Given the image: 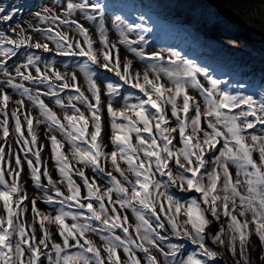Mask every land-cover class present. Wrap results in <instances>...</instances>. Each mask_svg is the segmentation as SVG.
<instances>
[{
    "label": "snow or ice",
    "instance_id": "1",
    "mask_svg": "<svg viewBox=\"0 0 264 264\" xmlns=\"http://www.w3.org/2000/svg\"><path fill=\"white\" fill-rule=\"evenodd\" d=\"M17 11L0 5V23ZM132 11L101 0H54L34 14L39 24L28 25L31 33L19 23L0 29V264H216L223 254L207 246L208 237L234 264H251L253 236L264 262V92L256 99L222 90L207 68L175 49L146 52L151 18L140 13L131 22ZM119 45L146 62L142 72L121 59ZM22 49L84 58L76 67L91 95L75 72L62 73L34 51L10 67ZM93 66L122 84L109 81L102 90ZM66 89L75 95L62 98ZM42 125L48 144L40 143ZM49 146L56 180L42 159ZM25 165L39 196L30 198L21 181ZM172 188L199 195L181 201ZM38 200L52 210L41 212ZM172 238L193 250L177 259L186 243Z\"/></svg>",
    "mask_w": 264,
    "mask_h": 264
},
{
    "label": "bare ground",
    "instance_id": "2",
    "mask_svg": "<svg viewBox=\"0 0 264 264\" xmlns=\"http://www.w3.org/2000/svg\"><path fill=\"white\" fill-rule=\"evenodd\" d=\"M206 1L207 0H185L184 3L186 5H184L183 2L181 1L179 5L176 6L165 0H101V2H112V3L119 4L125 7L126 10H132L134 8L135 11H132V15L128 16V19L131 22H138L135 19V17L138 16L140 13H143L147 17L151 18L150 20H148V23L146 26L150 27L151 25L150 21L156 20L158 22L157 28H159V33L157 35L153 34L154 32L149 34L150 36L146 37L149 43L147 45H142V47H144V50L146 52L159 51L161 49H175L176 51H179L181 53L182 57L194 62L197 67H201V68H207L205 63L208 60L213 58L215 60V68L217 66L227 67L229 64H232L228 66V70H230L232 74H235L239 70L240 64H244L243 62H241V59L235 55L236 54L235 51L236 50L240 51V49L237 48L236 46H233L230 42H226L224 43L225 51L219 53V51L217 50V47L211 43L210 37L218 36V38L222 39L221 41H224V39L228 37L240 35V36H243V38L247 40H251L250 35L247 32V30H250L249 29L250 27L248 26H251V25L248 24L246 21H241V20H238L236 17L231 16V13H229L225 9L223 0H215V2L217 1L220 2V3L217 2V6L223 11L222 14L218 13L217 14L218 16H223L225 13H228V15L234 21L240 24L241 30L235 34H231V32H229V29L221 25L218 21L203 18V16H201V13L206 10L204 9L206 7L203 6L202 3ZM196 3H200L199 6H203L201 7V9L203 10H201L199 14L197 13L199 9H195L197 8L195 5ZM0 5H6L5 0H0ZM9 5L18 6V11L12 21L8 23H0V29L7 31L9 25L16 26V24L19 23V25L23 27L26 30V32L31 33V29L28 28V25L29 24H32V25L39 24L34 14L38 11H41L44 6H50V7L54 6V0H20L19 2H15V3L12 1ZM19 16H21V19L18 18ZM177 16H180L182 18L179 19ZM84 22L87 24L90 32L93 34V37L96 38L93 25L87 21H84ZM178 22H184L187 26H189L190 27L189 31L183 32L181 29H179L176 25V23ZM105 23H106V27L109 28L110 40L115 42L118 39V36L115 34L114 30L112 29L111 20L109 18H106ZM153 28L154 27H152V29ZM33 35L35 34L33 33ZM71 35H74V34H71ZM130 38L135 39V34H130ZM95 46L99 47L98 44ZM133 46L135 47V45ZM119 48H120L121 59L123 60L125 57H127V59L131 60L133 63L134 71L142 72L144 70L146 62L140 61L138 57H136L133 53L127 50L126 46L119 45ZM25 51L27 50H24L23 52ZM30 51H34L36 54L41 55L46 60H53L55 63V67L62 73L63 72H69V73L75 72L78 77L77 83L79 84V86H82L83 89H85V91L89 95H91V93L87 91L88 85L83 76V73H81L79 69L76 67V65H78L81 62L79 63L63 62L60 60H55L49 57H45L41 52H38L37 50H30ZM23 52H21V55H19L12 62L10 67L18 61H23ZM244 52L245 51L241 53V56H244L243 54ZM164 54L167 56V52H165ZM247 58L249 61H252L253 63V66L250 69L254 71V74L252 77V83H254V86H255L256 83L259 82L260 78L264 74V65L260 64L261 59L258 57L253 58V57L247 56ZM65 65H67V67H65ZM245 65L248 66V63ZM41 67H43V65H41ZM31 71L33 72V74H35L34 69H31ZM208 75H210V73H208ZM236 77H237L236 81L239 82L240 78L238 76ZM199 78L200 80L202 81L204 80L205 82H207V80L205 79L203 75L199 76ZM94 79L97 80L102 90H106V83L109 81L113 83L122 84V82L119 81L118 78L114 74L108 75V76H102L98 74L97 77H94ZM228 86H229V89L228 88L227 89L229 92L235 91L236 93L237 92L243 93V89L239 86H236L233 84H229ZM122 91L127 93V92L136 91V90L131 89L128 85H124V88L122 89ZM189 91L193 95H198L194 90L190 89ZM67 96L68 95H62V98H66ZM18 98H19L18 95H13V99H18ZM101 99L103 101H107L108 97L102 95ZM49 105L50 107L60 111L54 105L52 100H49ZM119 106L120 105L117 104V107ZM28 107L31 108L30 102L28 103ZM33 114L34 115L36 114L35 110H33ZM104 121H105V125L107 126L108 118H107L106 110L104 112ZM37 132L40 134V140L44 144H48V141L45 138V132H44L43 125L37 129ZM174 144H179L178 136H177V139L174 141ZM13 147H14V151L17 150V146L13 145ZM46 151L44 153V161L47 162L50 171L54 174V177H58V174L55 172L53 163L50 159V146L46 147ZM12 163L14 165V157L12 159ZM88 174L92 175V173L89 170H88ZM115 175H117V177L119 178L118 174L115 173ZM76 180L80 182L79 178H76ZM21 181L24 183L25 187H29L30 184L32 185V182L29 179V174H28L26 165H25V171L21 177ZM43 209L44 210L42 211L40 210V211L47 212L46 208H43ZM126 214L130 217L132 222H135L134 221L135 218L132 216V213L130 210H128ZM28 217L30 221L31 220L30 211L28 213ZM54 238L57 240V242H59L58 236H54ZM92 239L96 241L97 245H100L102 243L97 236H92ZM174 239L175 238H172L171 240H174ZM251 248L253 249V251L251 252V256H250L251 264H264V262L260 260V254L262 251L260 242L255 236L252 237ZM192 250L193 248L190 249V251ZM227 254H228V263L234 264V260L236 258L232 257L228 251H227Z\"/></svg>",
    "mask_w": 264,
    "mask_h": 264
},
{
    "label": "rangeland",
    "instance_id": "3",
    "mask_svg": "<svg viewBox=\"0 0 264 264\" xmlns=\"http://www.w3.org/2000/svg\"><path fill=\"white\" fill-rule=\"evenodd\" d=\"M170 2L173 5H179V3L182 1L184 5L185 0H165ZM224 1V7L225 9L231 13V16L236 17L238 20L241 21H246L248 24L251 26L247 30L248 34L250 35L251 40H247L243 38V36H232L224 39V41H221V38H218V36L215 37H210L211 43L217 47V50L219 53L225 51V44L226 42H230L233 46H236L237 48L240 49L235 51V55L241 59V62L244 64H240L239 66V72L237 74H232L230 70H228V66L232 65L229 64L227 67L226 66H217L215 68V60L212 58L208 60L205 65L208 68V73H210V76L214 79H218L221 81L220 87L222 90H227L229 89V84H233L236 86L241 87L243 89V94L246 95H254V98L259 99L260 98V93L264 92V74L260 78L259 82L256 83L254 86V83H252V77L254 74V71L251 70L253 63L252 61H249L247 56L250 57H259L261 58V65H264V37L258 32L257 30H264V0H223ZM219 2V1H217ZM217 2L215 0H207L206 2L202 3L203 6H205L206 9L201 13V16L203 18H207L210 20H216L218 21L221 25L224 27H227L229 29V32L231 33H237L241 30L240 24L238 22L234 21L228 13H225L223 16H218L217 14H222L223 11L217 6ZM220 3V2H219ZM200 3H196L195 9L198 10V14L201 10V7L199 6ZM189 6V5H188ZM179 19L182 17L177 16ZM153 25L157 26L158 22L156 20L150 21ZM177 27L181 29L183 32L189 31L190 27L187 26L184 22H178L176 23ZM243 30V29H242ZM245 51L243 54L244 56H241V53ZM248 63V66L245 64ZM210 69V70H209ZM238 75L239 82L236 81V76ZM207 83V82H206ZM228 88V89H227ZM231 93L235 94V91H231ZM206 127V125H205ZM256 132L259 134L260 128L259 126L256 129ZM177 145V144H175ZM179 145V144H178ZM179 147V146H177ZM233 173L235 174V171L233 169ZM166 179V177L164 178ZM178 191L176 188H172L169 191L177 198L180 199L181 201H185L187 199H190L192 197H197L199 194L193 192V193H186L184 196L181 195V193L178 191L177 194H175L173 191ZM37 195V194H36ZM39 196V195H37ZM222 220H225V218H222ZM135 221V220H134ZM71 221H69L70 223ZM135 223V222H134ZM225 226H226V221H225ZM214 227H218V225H214ZM170 242L172 243H180L184 242L186 243L185 249L182 251V253L177 257V259L183 258L184 255L188 252H190L191 248H194V246L187 244L186 241H177L176 239L171 240ZM207 246L211 248L214 251H217L219 253H222L223 256L218 259L216 262L217 264H229L228 263V254H227V249L226 247H222L219 244H213L211 242V237H208L205 241ZM202 258V257H200ZM163 259V257H161ZM209 264H212V262H209Z\"/></svg>",
    "mask_w": 264,
    "mask_h": 264
},
{
    "label": "water",
    "instance_id": "4",
    "mask_svg": "<svg viewBox=\"0 0 264 264\" xmlns=\"http://www.w3.org/2000/svg\"><path fill=\"white\" fill-rule=\"evenodd\" d=\"M258 34L262 35L264 37V30H257Z\"/></svg>",
    "mask_w": 264,
    "mask_h": 264
}]
</instances>
